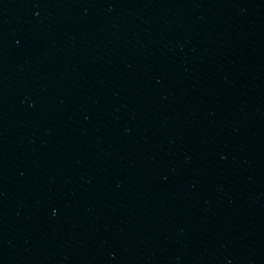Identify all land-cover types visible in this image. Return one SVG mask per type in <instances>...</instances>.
<instances>
[{
	"label": "water",
	"instance_id": "obj_1",
	"mask_svg": "<svg viewBox=\"0 0 264 264\" xmlns=\"http://www.w3.org/2000/svg\"><path fill=\"white\" fill-rule=\"evenodd\" d=\"M0 264H264V0H0Z\"/></svg>",
	"mask_w": 264,
	"mask_h": 264
}]
</instances>
